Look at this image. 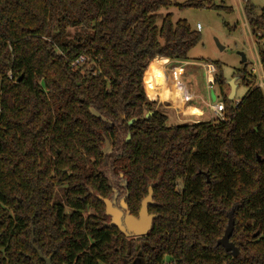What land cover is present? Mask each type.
<instances>
[{"label": "trees", "instance_id": "obj_1", "mask_svg": "<svg viewBox=\"0 0 264 264\" xmlns=\"http://www.w3.org/2000/svg\"><path fill=\"white\" fill-rule=\"evenodd\" d=\"M212 1L175 6L225 8ZM171 5L0 0V264H45L33 246L51 264H264V93L244 63L235 104L211 77L224 120L168 126L144 75L199 41ZM243 15L264 40V8ZM149 188L146 234L108 226L99 198L138 217ZM229 216L236 256L217 245Z\"/></svg>", "mask_w": 264, "mask_h": 264}, {"label": "rangeland", "instance_id": "obj_2", "mask_svg": "<svg viewBox=\"0 0 264 264\" xmlns=\"http://www.w3.org/2000/svg\"><path fill=\"white\" fill-rule=\"evenodd\" d=\"M171 1L173 5L168 9H161L160 13H170L172 22L185 19L194 30H197L196 24L200 25V29L197 30L199 41L190 50L188 61L192 63L211 62L215 64V66H219V68L216 67L217 72L212 75V78L216 74H220L224 81L228 83L234 78V73L244 68V63H247L246 69L249 71L250 67H253V63L259 61L258 50L264 48V40H258L250 33L243 15L244 0L212 1L214 5H222L225 8H209L207 6L202 8H178L175 6V3L181 4L185 0ZM249 1L259 10L264 8V0ZM160 22L161 21L158 20L157 25H160ZM242 55L245 57L246 62H242ZM256 70L257 75L260 74V69L258 67ZM182 80L187 85L193 84L196 95L200 96L205 102L210 101L214 103L221 99L217 83H212V87L210 89L207 88V81L201 64L200 66H186ZM234 84L235 92L232 104L237 103L249 90V87L244 85L241 79H235ZM224 93H229V86L225 87ZM190 110L196 113L190 116L187 115L186 112ZM163 112L167 116L168 126L184 125L215 119L210 114L205 104L198 98L187 104V109L182 116L170 110H164ZM112 180V183L116 182V179Z\"/></svg>", "mask_w": 264, "mask_h": 264}, {"label": "water", "instance_id": "obj_3", "mask_svg": "<svg viewBox=\"0 0 264 264\" xmlns=\"http://www.w3.org/2000/svg\"><path fill=\"white\" fill-rule=\"evenodd\" d=\"M246 59L242 55V62H245ZM235 78H232L227 84L229 86L228 99L234 98L235 92ZM152 113H147L146 117H148ZM128 139V138H127ZM109 148V142L105 140V145L102 148V151L105 152ZM101 202L105 206V213L110 217V222L108 226L117 227L120 232L128 237L131 236H140L146 234L150 229V224L152 220V216L148 215V205L152 200V191L149 188L148 195L145 197L140 206V210L138 212V217H134L130 215V213L126 210V204L124 199L120 200L119 206L114 204L113 199H103L99 198ZM233 228V220L232 217L229 216L227 226L225 228L223 236L217 241V245H221L226 252H230L232 256H236L238 254V249L235 245L229 241L230 235L232 233ZM34 250L37 252L39 258L45 264H51L50 257L42 256L41 252L38 250L36 246H33Z\"/></svg>", "mask_w": 264, "mask_h": 264}, {"label": "built area", "instance_id": "obj_4", "mask_svg": "<svg viewBox=\"0 0 264 264\" xmlns=\"http://www.w3.org/2000/svg\"><path fill=\"white\" fill-rule=\"evenodd\" d=\"M196 29L199 30L200 29V25L196 24ZM85 59L84 57L80 56L78 57L73 63L72 66H78L82 63H84ZM189 62L186 61H170L162 66H160L158 69H160L161 72H159V77H161L160 74H162V70H167L169 72L170 78L172 80L173 85H177L179 84L181 77L184 74L185 71V67L186 65H188ZM203 68L204 73H205V77H206V81H207V88H211L212 87V82H211V77L212 75H214L217 72V68L215 66V64L211 63V62H205V63H198L197 65ZM257 67L260 69V74L257 75ZM177 69H179V71H176ZM251 74L253 76H255L256 80H255V86L259 87L262 89H264V71L262 69L261 63L260 61H257V63H253V67H251L250 69ZM10 77V76H9ZM156 77L154 75H151L149 77V82L148 84H145L144 81V86H145V91H146V97L149 101H154L152 94L155 92L154 90V85H153V78ZM171 95V94H170ZM178 100H182V104L179 106L178 105V101L175 103H173V107L176 108L175 111L178 112L177 110L180 108H182V106H184L187 102L193 100V99H200V101L202 103L205 104V106L208 108L210 114L218 120H224V104L222 101L218 100L214 103H211L210 101H203L200 96L189 92L188 90H186L185 88H182L179 92H178ZM168 100V99H167ZM175 105V106H174ZM181 112V111H179Z\"/></svg>", "mask_w": 264, "mask_h": 264}, {"label": "crops", "instance_id": "obj_5", "mask_svg": "<svg viewBox=\"0 0 264 264\" xmlns=\"http://www.w3.org/2000/svg\"><path fill=\"white\" fill-rule=\"evenodd\" d=\"M186 62H189V61L187 60ZM197 64L198 63L189 62L188 65H191V66L195 65L196 66ZM188 65H186V66H188ZM155 72H156L155 69H150V70L146 71V73L144 75V83L145 84H146V80H147V84H148L149 77L151 75L156 76ZM184 73H185V71H184ZM153 85H154L155 92L152 94V97H153L154 101L156 102V105L162 111L170 110L171 112H174L177 115L181 114V116H182V114L185 113V110L187 109V104L195 100V99H193V100L187 102L184 106H182L181 109L179 108L177 110L178 112L175 111L176 108L173 107V103H175V100H176V102L178 101V98H179L178 92L182 88H185L186 90H188L191 93H194V94H196V93L194 91V85L193 84L187 85L185 82H183L182 77H181L179 84L173 85L172 80H171L170 75H169V72L167 70H162V74H161V77L159 78V80H158L157 76L153 78ZM180 85L182 86V88L179 87ZM179 111H181V112H179ZM195 113L196 112L193 110L186 112V114L189 116L193 115Z\"/></svg>", "mask_w": 264, "mask_h": 264}, {"label": "bare ground", "instance_id": "obj_6", "mask_svg": "<svg viewBox=\"0 0 264 264\" xmlns=\"http://www.w3.org/2000/svg\"><path fill=\"white\" fill-rule=\"evenodd\" d=\"M158 68H159V67H158ZM158 68H152V69H155V70H156L155 74L158 76V78H160V77H159V72H161V71H160V69H158ZM176 71H179V69H177ZM160 75H161V74H160ZM179 87L182 88L181 85H180ZM181 103H182V100H178V105H181Z\"/></svg>", "mask_w": 264, "mask_h": 264}]
</instances>
